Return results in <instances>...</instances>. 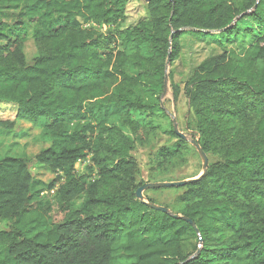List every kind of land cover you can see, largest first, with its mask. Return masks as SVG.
I'll return each mask as SVG.
<instances>
[{
  "label": "trees",
  "instance_id": "obj_1",
  "mask_svg": "<svg viewBox=\"0 0 264 264\" xmlns=\"http://www.w3.org/2000/svg\"><path fill=\"white\" fill-rule=\"evenodd\" d=\"M130 2L0 0V132L37 128L49 147L34 162L55 176L45 184L26 158L0 159V264H264V0H144L145 16L125 26ZM187 31L249 42L170 87L208 168L178 188L169 215L136 198L132 151L163 111L165 64ZM171 134L164 162L185 145Z\"/></svg>",
  "mask_w": 264,
  "mask_h": 264
},
{
  "label": "rangeland",
  "instance_id": "obj_2",
  "mask_svg": "<svg viewBox=\"0 0 264 264\" xmlns=\"http://www.w3.org/2000/svg\"><path fill=\"white\" fill-rule=\"evenodd\" d=\"M144 0H131L128 5L127 20L125 26L134 24L145 16ZM16 11L3 13L8 22L12 21ZM106 31V29H102ZM198 35L193 31H187L180 39L181 52L179 58L169 64L167 68V91L161 98L162 112H154L151 120L150 131L145 141L137 142L132 151V155L137 162L136 183L141 187L149 183H173L184 180L196 179L202 173V161L196 149L190 144L194 140L191 129H187L189 119V109L187 100L180 94L177 102H173L171 85H182L190 77L193 70L206 59L216 56L229 49H243L247 47L249 39L240 34L235 40L226 42L218 33H205ZM209 34V36H207ZM22 50L26 61H31L36 57L37 52L31 33L22 44ZM174 124L179 133L185 135L184 148L169 161H163L158 157L161 149L173 150L177 139L171 134ZM49 147L41 138L39 130L26 122H17L14 131L5 134L0 132V159L4 157L26 158L29 161V169L34 179L45 184L50 183L55 178L47 168L37 165L34 157L41 151ZM88 164L78 163L75 167L79 175L86 174L85 167ZM182 189H159L143 192L144 199H149L155 204L168 208L173 212H179L182 208L175 199L182 193ZM45 201L52 202L53 194H42ZM9 222L0 223V231L9 230ZM186 252L193 253L196 241L193 237H188L184 242ZM115 264H124V258L116 255Z\"/></svg>",
  "mask_w": 264,
  "mask_h": 264
},
{
  "label": "water",
  "instance_id": "obj_3",
  "mask_svg": "<svg viewBox=\"0 0 264 264\" xmlns=\"http://www.w3.org/2000/svg\"><path fill=\"white\" fill-rule=\"evenodd\" d=\"M171 40V37H170ZM170 62H169V57L167 58L166 64H165V76H164V85H163V93H162V97L165 96L166 91H167V80H168V76H167V68L169 66ZM174 132L175 134L181 139L186 141V137L185 135L179 133L176 129V126L174 124ZM190 144L196 149L201 161H202V173L201 175H199V177H197L196 179H192V180H185L182 182H173V183H149V184H145L144 186L140 187L137 191H136V198L143 202L144 204H146L149 208L155 210V211H160L166 214H169V210L152 204V203H148L144 200L143 197V192L148 191V190H159V189H172V188H181L183 186H185L187 183H190L192 181L197 180L198 178H200L201 176H203L205 174V172L207 171L208 168V160L207 157L205 156V154L203 153L202 149L200 148V146L196 143V141L192 140L190 141ZM174 218H179L178 216H173ZM187 222H189L188 220H186ZM190 223V222H189Z\"/></svg>",
  "mask_w": 264,
  "mask_h": 264
}]
</instances>
